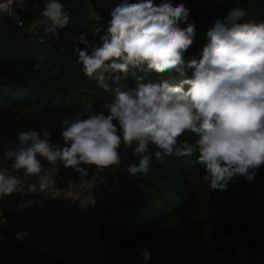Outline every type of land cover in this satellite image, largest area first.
<instances>
[{"label":"clouds","instance_id":"9594fccd","mask_svg":"<svg viewBox=\"0 0 264 264\" xmlns=\"http://www.w3.org/2000/svg\"><path fill=\"white\" fill-rule=\"evenodd\" d=\"M19 6L25 7L24 0ZM31 10H39L35 26L59 39L58 29L69 21L65 4L44 0L42 9L37 2ZM245 15L244 9L235 8L223 21L218 19L207 32L199 58L186 61L195 24L188 22L189 10L183 3L122 0L110 11L101 45L90 54L76 50L83 73L95 76L105 90L106 76L118 83L131 75L136 87H117L99 111L89 104L74 118L65 116L63 145L53 143L48 130L19 132L15 147L4 151L11 169L39 178L28 191L45 192L53 182L41 175L42 161L62 163L80 173H86L84 165L104 170L121 163L123 145L139 157L127 168L136 175L149 171L154 146L157 161L198 152L194 163L203 167L212 190H226L239 176L253 181L256 170L264 166V21H243ZM179 22L186 27H179ZM79 40L86 43L84 35ZM186 69L193 70L192 77L176 85L168 80L144 82V76L137 75L175 71L184 76ZM186 133L198 137L195 146L180 143ZM24 191L19 175L0 169V197ZM142 258L150 260V251L145 249Z\"/></svg>","mask_w":264,"mask_h":264},{"label":"trees","instance_id":"16d2710c","mask_svg":"<svg viewBox=\"0 0 264 264\" xmlns=\"http://www.w3.org/2000/svg\"><path fill=\"white\" fill-rule=\"evenodd\" d=\"M3 1L6 0H0ZM37 2L42 9L44 0H24V8L13 4L12 18L0 17V165L12 162L4 157V151L15 147L19 132L48 130L52 142L63 145L60 131L65 116L74 118L89 104L93 111H99L111 101L117 87L128 90L137 85L131 75L118 83L106 76L105 90L95 76L83 73L78 52L41 41L44 27L35 26L39 10H31ZM181 3L189 10L188 22L195 24L194 42L185 53L186 61L199 58L208 42V30L218 19L223 21L232 9L245 10L243 21H264V0H176L175 6ZM67 12L69 21L58 31L71 27L76 33H90L82 26L89 21L81 10L71 6ZM15 19L22 23L21 27ZM178 26L184 28L186 23L179 22ZM88 38L92 41L90 34ZM137 75L144 76V82L168 80L176 85L191 78L193 70L186 69L184 76L175 71L163 75L137 71ZM197 139L195 134L186 133L180 143L186 141L195 146ZM150 149L153 158L149 171L128 175L129 182L123 186L125 198L106 211L99 234L111 259L127 257L129 264H236L235 242L227 238L245 241L250 235L256 214L248 207L258 202L249 193L259 187L258 179L264 173L257 169L251 182L239 176L229 182L226 190H212L205 170L194 163L198 152L157 161L156 149ZM119 151L121 163L111 168H128L138 163L139 157L131 148L122 145ZM42 163L48 165L47 161ZM57 166L59 176L69 182L78 180L80 175L89 179L96 169L84 165L86 173H80L62 163ZM7 248L22 257L18 245L11 243ZM145 249L151 253L148 261L142 258ZM23 259L26 261L11 260L35 264Z\"/></svg>","mask_w":264,"mask_h":264},{"label":"built area","instance_id":"2783aa9c","mask_svg":"<svg viewBox=\"0 0 264 264\" xmlns=\"http://www.w3.org/2000/svg\"><path fill=\"white\" fill-rule=\"evenodd\" d=\"M66 2L70 3V7H78L86 15L89 24L82 26L89 29L90 33L88 30L76 33L68 27L58 31L59 39L44 31L41 41L56 43L71 52H78L76 49L91 51L94 44L102 43L100 36L107 29L110 11L122 0H62L63 4ZM129 2L135 3L137 0ZM165 2L175 6L176 0ZM154 3L160 4L161 0H154ZM13 4L20 7L19 0L0 2V17L5 15L12 18ZM15 24L22 26L18 19H15ZM89 34L92 41L88 38ZM81 35H84L86 43L80 42ZM89 44L92 47L89 48ZM11 164L0 165V169L8 168L13 174L19 175L25 191L0 197V264H19L4 254L11 243L30 247L59 264H129L127 257L112 260L99 234L106 211L126 196L120 172L127 171V167L95 169L89 179L80 175L78 180L69 182L59 176L57 165H44L41 175L51 178V187L45 192H30L28 186L38 184L39 178L25 176L22 171L15 172ZM259 170L264 173V166ZM258 185L257 189L249 193L258 203L248 209L256 214L254 225L264 245V176L258 179ZM227 241L235 242V256L241 258L236 264H264V246L260 255H252L253 258L249 259L251 253L244 245L246 240L237 241L229 236Z\"/></svg>","mask_w":264,"mask_h":264},{"label":"water","instance_id":"95a60500","mask_svg":"<svg viewBox=\"0 0 264 264\" xmlns=\"http://www.w3.org/2000/svg\"><path fill=\"white\" fill-rule=\"evenodd\" d=\"M69 8H70V3L66 2L65 3V11L68 10ZM0 22H2V21H0ZM121 178L125 184H127L129 182L128 175L121 174ZM244 245L247 248V250L251 253V255H254V256L260 255L261 250H262V246H264V245H262V241L259 239V237L257 235L255 225L251 226L250 235L246 239ZM4 254H5V256H8V257L16 259V260L26 261L22 257H20L19 255H17L16 253H14L13 251H11L8 248H6L4 250Z\"/></svg>","mask_w":264,"mask_h":264},{"label":"rangeland","instance_id":"374dc122","mask_svg":"<svg viewBox=\"0 0 264 264\" xmlns=\"http://www.w3.org/2000/svg\"><path fill=\"white\" fill-rule=\"evenodd\" d=\"M74 8L77 11H80L78 7H74ZM115 170L119 171L118 169H115ZM120 173L126 174V175L128 174L126 170H122V172ZM19 254L23 258L35 264H59L57 261L53 260L51 257L44 255V254H40L39 252H37L36 250L30 247H19ZM238 259H241V258L238 257Z\"/></svg>","mask_w":264,"mask_h":264}]
</instances>
